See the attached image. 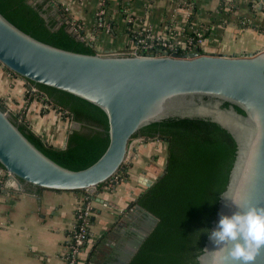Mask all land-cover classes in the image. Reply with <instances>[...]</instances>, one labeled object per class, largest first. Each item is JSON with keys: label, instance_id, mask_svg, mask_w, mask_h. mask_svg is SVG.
<instances>
[{"label": "water", "instance_id": "95a60500", "mask_svg": "<svg viewBox=\"0 0 264 264\" xmlns=\"http://www.w3.org/2000/svg\"><path fill=\"white\" fill-rule=\"evenodd\" d=\"M44 22L23 0H0V64L73 112L72 120L80 123L67 130V145H61L66 149L53 150L0 103V167L13 188H97L136 157L137 146L130 144L141 128L204 122L226 133L232 144L196 258L197 264H214L219 257L209 234L220 214L237 210L224 197L264 206V46L233 54H100L65 32H49ZM144 180L146 188L154 183ZM134 211L140 214L139 227L109 264H129L159 221L137 204ZM255 264H264V251Z\"/></svg>", "mask_w": 264, "mask_h": 264}, {"label": "crops", "instance_id": "0c3cea01", "mask_svg": "<svg viewBox=\"0 0 264 264\" xmlns=\"http://www.w3.org/2000/svg\"><path fill=\"white\" fill-rule=\"evenodd\" d=\"M51 1L82 24L83 34L100 54L133 48L134 36L146 25L160 33L183 23L189 33L201 29L203 53L253 52L264 46V3L255 5L258 0H185L187 4H182L184 0ZM100 9L102 25L98 26ZM28 87L24 79L0 64V96L9 100L13 110L20 109ZM40 111V101H27L30 127L53 144L63 143L64 132L54 136L48 129L55 117L47 120ZM164 144L160 139L135 137L130 145L137 146L136 157L92 195L91 235L79 264H105L113 254L118 239L112 235L116 230L122 232L135 213L132 201L145 188L144 179L152 180L160 159L166 157ZM7 177L0 167V264H64L60 252L74 223L76 201L84 191L34 190L31 185L17 191Z\"/></svg>", "mask_w": 264, "mask_h": 264}, {"label": "trees", "instance_id": "16d2710c", "mask_svg": "<svg viewBox=\"0 0 264 264\" xmlns=\"http://www.w3.org/2000/svg\"><path fill=\"white\" fill-rule=\"evenodd\" d=\"M23 2L43 18L49 32H65L75 41L90 46L96 52L90 43L81 40L73 32L64 12L59 8L55 10L49 4L51 0ZM42 15H46L47 20ZM24 80L31 85L27 79ZM37 95V98L49 102L54 109L65 113L70 121L78 122L72 120L73 112L50 101L45 92L37 89ZM31 97L30 95L28 99ZM0 103L5 108L1 101ZM12 115L36 135L44 147L53 150L66 149V146L61 148L62 143L53 144L37 134L20 113ZM79 128L74 130L79 131ZM68 135L69 133L64 140L66 145ZM138 136L146 140L164 141L167 151L166 164L164 163L162 170L164 174H159L154 183L145 187L143 192L140 191L132 201V205H139L155 215L159 221L129 264H197L196 258L215 212L214 198L230 165L231 140L223 131L196 120L145 126L136 133L135 137ZM103 185L104 183L97 188L101 189ZM115 258L112 255L109 261Z\"/></svg>", "mask_w": 264, "mask_h": 264}, {"label": "built area", "instance_id": "2783aa9c", "mask_svg": "<svg viewBox=\"0 0 264 264\" xmlns=\"http://www.w3.org/2000/svg\"><path fill=\"white\" fill-rule=\"evenodd\" d=\"M260 2L261 1L258 0L254 4H260ZM182 4H187V2L184 0L182 1ZM102 13V9H100L97 13L98 26L102 25ZM65 18L70 21L73 32L76 33L81 40L88 42L87 37L83 34L82 24L75 19L68 17L66 14ZM167 28V32L162 31L159 33L155 32L152 26L146 25L142 27L140 30H138L137 35L134 36V47L118 54L138 56H181L188 55L192 52L198 54L203 53L200 48L202 41L201 29H196L194 32L189 33L184 23L179 27H176V25H170ZM26 92L30 95H37V89L31 85H29V87L26 89ZM0 101L5 106V111H9L11 114L17 112L10 107L9 101H7L4 97L0 96ZM43 104L46 108L50 106L52 107V105L47 101H45ZM72 124H74V122L70 121L69 125L71 126ZM114 177L115 176H113L111 179H114ZM108 181L104 184L108 183ZM104 187L108 189L110 188L109 185ZM97 189L98 188L84 190V192L80 194L76 201L74 210V223L68 233V240L62 245L60 252V257L64 261V264H79L81 261V255L83 253L85 244L91 235L93 216L92 195L97 191Z\"/></svg>", "mask_w": 264, "mask_h": 264}, {"label": "clouds", "instance_id": "9594fccd", "mask_svg": "<svg viewBox=\"0 0 264 264\" xmlns=\"http://www.w3.org/2000/svg\"><path fill=\"white\" fill-rule=\"evenodd\" d=\"M224 198L237 210L231 215L220 214L209 234L219 257L214 264H255L264 251V206L242 205L236 196Z\"/></svg>", "mask_w": 264, "mask_h": 264}, {"label": "rangeland", "instance_id": "374dc122", "mask_svg": "<svg viewBox=\"0 0 264 264\" xmlns=\"http://www.w3.org/2000/svg\"><path fill=\"white\" fill-rule=\"evenodd\" d=\"M28 90H30V89H28ZM27 93V92H26ZM30 95H25V99H24V102H23V104L20 106V109H17V110H15V111H17L18 113H20L22 116H23V118L25 119V121L28 123L29 122V120L26 118V103H27V101H30V100H32V99H34V98H32V97H36V96H38V95H31L32 97L30 98V99H28V97H29ZM36 99L38 100V101H40V103H41V114H43V115H46L47 116V120H49L51 117H55V119L51 122V127L50 128H48L53 134H54V136H55V134H57L58 132H59V134H60V136L63 134V132L65 133V137H66V135H67V130H70V120L64 115L65 113H63V112H61V111H59V110H56V109H54L53 107H45V105L43 104L45 101L43 100V99H39V98H37L36 97ZM9 101V100H8ZM42 101H44V102H42ZM13 102V101H12ZM14 103V102H13ZM9 104H11L10 102H9ZM67 119H66V118ZM73 122V121H72ZM75 123V122H74ZM56 130V131H55ZM56 132V133H55ZM52 133H50L49 135H52ZM56 140H58V139H56ZM56 140H54V142L56 141ZM55 144H58L59 145V143L57 142H55ZM165 145V156H166V151H167V149H166V144H164ZM156 160V159H155ZM160 163H159V165L157 166L158 167V169H156V172L154 173H152V180H155V178L162 172V170H163V168H164V163H165V158L164 157H162V159H160V161H159ZM127 165V164H126ZM117 231V233H116V235L114 236V235H112V237H115V240H117V239H119V237H120V235H121V232H118V230H116Z\"/></svg>", "mask_w": 264, "mask_h": 264}, {"label": "flooded vegetation", "instance_id": "af4514ba", "mask_svg": "<svg viewBox=\"0 0 264 264\" xmlns=\"http://www.w3.org/2000/svg\"><path fill=\"white\" fill-rule=\"evenodd\" d=\"M139 218H140L139 212L132 213V215L130 216V219L127 221V224L125 225L124 230L121 232V235L117 241V246L113 250L114 252L112 255L114 257L117 256V254H118L119 250L121 249V247L123 246L124 242L127 241L128 239H130L134 235L133 228L139 227V224H140ZM111 256L106 260L107 263L112 262V261H109Z\"/></svg>", "mask_w": 264, "mask_h": 264}]
</instances>
